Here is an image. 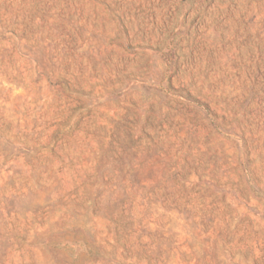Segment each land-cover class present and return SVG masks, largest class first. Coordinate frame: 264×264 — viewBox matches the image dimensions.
I'll return each mask as SVG.
<instances>
[{
  "label": "rangeland",
  "instance_id": "obj_1",
  "mask_svg": "<svg viewBox=\"0 0 264 264\" xmlns=\"http://www.w3.org/2000/svg\"><path fill=\"white\" fill-rule=\"evenodd\" d=\"M0 264H264V0H0Z\"/></svg>",
  "mask_w": 264,
  "mask_h": 264
}]
</instances>
